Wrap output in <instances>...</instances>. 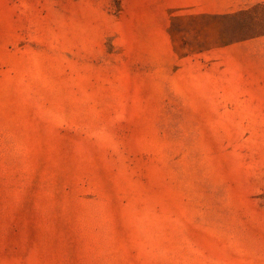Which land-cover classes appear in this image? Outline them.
<instances>
[{
    "label": "rangeland",
    "instance_id": "1",
    "mask_svg": "<svg viewBox=\"0 0 264 264\" xmlns=\"http://www.w3.org/2000/svg\"><path fill=\"white\" fill-rule=\"evenodd\" d=\"M0 264H264V0H0Z\"/></svg>",
    "mask_w": 264,
    "mask_h": 264
}]
</instances>
